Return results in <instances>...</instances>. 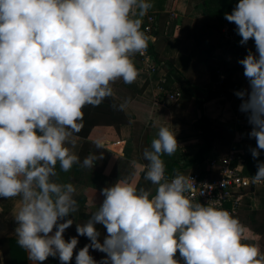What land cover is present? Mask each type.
<instances>
[{"label": "clouds", "instance_id": "1", "mask_svg": "<svg viewBox=\"0 0 264 264\" xmlns=\"http://www.w3.org/2000/svg\"><path fill=\"white\" fill-rule=\"evenodd\" d=\"M151 0H0V200L17 199L16 244L33 264H264V251L245 241L249 231L229 210L196 202V181L163 156L184 146L161 126L143 150V179H117L76 223L77 187L62 182L74 167L94 170L102 152L83 159L72 149L84 129L83 109L113 96L112 85L135 83L134 58L155 37L142 30ZM223 19L234 25L246 87L234 90L249 131L248 145L264 184V0H235ZM250 42L254 47H249ZM126 103L119 106L123 111ZM96 150L103 149L101 142ZM208 186L207 184H203ZM76 235H68L71 228ZM80 238L87 243L80 247ZM92 253L101 254L100 259ZM4 256L0 250V264Z\"/></svg>", "mask_w": 264, "mask_h": 264}, {"label": "crops", "instance_id": "2", "mask_svg": "<svg viewBox=\"0 0 264 264\" xmlns=\"http://www.w3.org/2000/svg\"><path fill=\"white\" fill-rule=\"evenodd\" d=\"M151 2L154 6L144 18L142 30L147 19L153 17V30L149 35L155 40L149 43L160 51V61L155 63L149 54L147 59L140 56L142 61L134 58L140 70L137 81L131 85L117 81L112 85V97L100 106L84 111V128L90 126L91 120L98 123L88 140L93 145L97 141L103 144L104 148L97 150L98 154L102 152L104 155L103 170L98 166L94 170L74 167L71 172L60 174L62 182H71L78 190L80 208L74 214L76 223L86 220L101 203L103 197L99 195V189L118 178H127L133 185L151 188L155 193V186L143 179V170L137 165L146 163L141 151L145 138L150 147L161 126L168 127L184 146L174 156L162 157L169 178L174 170L186 174L199 167L206 168L210 160L224 159L231 154L241 157L240 164L242 157L243 160L246 158L243 171L249 157L251 166L245 176H254L257 172L248 152V145L255 146V142L237 138L250 129L244 116L238 112L239 100L233 95L234 90L246 87L243 70L236 62L243 58L246 51L238 46L239 37L233 31L235 26L223 19L224 12L231 11L235 0ZM156 30L163 31V34L159 37L154 35ZM249 47H254L251 42ZM150 65L155 68L149 69ZM183 83L199 95H194ZM126 102L123 111L113 107ZM123 118H126L125 122H122ZM201 118L213 123L211 131L217 133L212 138L214 146L204 163L186 167L185 162L196 156L202 145L200 133L195 127V122ZM84 143L80 136L75 140L72 150L79 156ZM260 159L264 160V155ZM241 201L242 206L235 216L249 229L244 242L259 245L264 251V184L245 190ZM20 206L17 199L0 200V239L16 241L14 217ZM253 211L257 214L252 215ZM68 235H76L74 227L69 229ZM85 243L87 240L80 238L79 246L83 247ZM16 246L21 250V259H25L26 255V264H33L28 260L27 253ZM92 254L98 260L101 257L99 253ZM46 264H58V261L49 258Z\"/></svg>", "mask_w": 264, "mask_h": 264}, {"label": "built area", "instance_id": "3", "mask_svg": "<svg viewBox=\"0 0 264 264\" xmlns=\"http://www.w3.org/2000/svg\"><path fill=\"white\" fill-rule=\"evenodd\" d=\"M153 25L154 18L149 17L143 28L144 31L150 34ZM141 57L147 59L148 51ZM154 68L153 65L149 67L152 70ZM235 162H237V165ZM240 162L241 157L231 154L224 159L210 160L206 168L199 167L196 171L184 174L185 176H192L197 184L191 194L192 199L203 204H207L209 200H212L214 201L213 206L229 210L233 215L236 214L242 206L241 197L244 191L261 185L250 182V177L242 173L238 165ZM227 206L230 207L227 209Z\"/></svg>", "mask_w": 264, "mask_h": 264}, {"label": "trees", "instance_id": "4", "mask_svg": "<svg viewBox=\"0 0 264 264\" xmlns=\"http://www.w3.org/2000/svg\"><path fill=\"white\" fill-rule=\"evenodd\" d=\"M153 34L159 37L161 34H163V31L156 30V31H154ZM163 41L165 42V38ZM148 54H149V56L153 57L155 63L160 61V51H158L153 45H151V43H149ZM136 57L139 58L140 60L142 59L140 57V55H137ZM137 64H139L140 66H144V64L142 62L141 63L138 62ZM208 68H209V66H208ZM210 74L212 76L214 75V73L211 71H210ZM169 75L171 77V73ZM183 86L190 89V91L193 92L194 95H197V96L199 95L198 92L196 90H194L191 86H187L184 83H183ZM92 108L93 107L88 106V107H85L83 109V111L88 110V109H92ZM90 117H91V115L89 116V118ZM139 117L140 116L138 115V118ZM125 121H126V118H123L122 122H125ZM96 122H98V121H96ZM90 123L91 124L88 128H84L78 134L80 137H82L85 140L84 146H83L81 153H80L81 159H83L85 156L89 155L90 153H94L97 151L95 148V145H93L91 142H89L88 139H89V135H90L92 129L94 128V126L98 125V123L93 122V120H91ZM212 125H213V123L206 118H201L199 121L195 122V127L200 133L202 145H201V148H200V151L198 152V154L185 162L186 167L199 165V164H202L206 161L207 154L212 150V148L214 146V143H213L214 140L212 138L216 137V135H217L216 132L211 131ZM146 141H147V138H145V142L141 145L142 154H143L144 148L149 147V145L146 144ZM247 160H248V164L244 168V171L242 170V167L244 165V162H246V158H244V160H243V157H242V163L238 164L244 175L247 174V172L250 170V166H251V162L249 161V157ZM103 162H104V159L100 162L99 161L97 162V166H98V168H100L101 171L104 168ZM235 164L237 165V162H235ZM252 165L255 168V162ZM256 170H257V168H256ZM238 212L236 214H238ZM236 214H234V216ZM251 214L255 215V214H257V212L253 211V212H251ZM0 248L4 254L5 264H26V255L24 253L25 259H21L23 256H20L21 250L19 248H17L16 241L9 240V239H0Z\"/></svg>", "mask_w": 264, "mask_h": 264}]
</instances>
